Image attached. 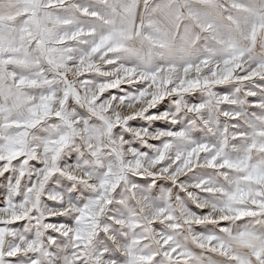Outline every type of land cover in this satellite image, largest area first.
Instances as JSON below:
<instances>
[{"label":"snow or ice","instance_id":"obj_1","mask_svg":"<svg viewBox=\"0 0 264 264\" xmlns=\"http://www.w3.org/2000/svg\"><path fill=\"white\" fill-rule=\"evenodd\" d=\"M197 89L207 97L176 101L190 119L169 121L163 97ZM129 96L151 128L113 112ZM49 121L62 127L40 137L41 160L32 140ZM116 125L131 126L117 145L161 139L133 145L149 178L102 224L101 199L50 190L71 188L57 161L76 159L81 130L102 141ZM165 173L191 183L175 203ZM120 179L102 184L118 193ZM24 262L264 264V0H0V264Z\"/></svg>","mask_w":264,"mask_h":264},{"label":"clouds","instance_id":"obj_2","mask_svg":"<svg viewBox=\"0 0 264 264\" xmlns=\"http://www.w3.org/2000/svg\"><path fill=\"white\" fill-rule=\"evenodd\" d=\"M78 79V77H76ZM129 87L135 88L136 85L134 82H127ZM151 91H156V89H150ZM199 92L201 97H207V92L203 89H197L193 92L188 93L183 97L176 96L174 93H170L167 96L163 97V100L168 104V110L171 115L168 117L169 121L179 120L181 122H187L190 119L191 114L182 106L180 110H177V100H182L183 104H191L192 101L189 99V96L196 95ZM68 110L75 111V105H67ZM149 107L147 100L143 102H137L135 99L129 96V99L124 101H116L113 105V112L120 113L122 118H141L144 119L149 128L153 126V121L146 116L145 109ZM151 107H156V105H151ZM222 108H217L216 112L221 113ZM216 119L221 126L226 122L223 121L221 115H216ZM61 125L53 124L51 121L47 122L43 127L41 132L34 134L32 143L36 147V150L39 154L41 160L47 155L40 148V137L43 134L54 135L61 130ZM116 127H121L116 125L111 130V135L106 136L103 140L99 139H89L86 132L81 130V134L76 135L71 144L65 149L66 154L71 157L73 153H76V159L71 161V163L65 161L63 164H60L57 161L58 168H67V172L63 173L65 177L69 180L71 188H67L62 185L60 182H57L51 192H61L64 194L65 203L67 199L71 197L73 192L77 193L76 201L83 199L93 200L101 199V203L104 205V210L101 217L99 218L102 224H110L111 216L117 214H123V210L130 207L135 201L136 197L133 195L132 186L136 184V177L149 178V173L146 170H139L135 167L130 166L131 162L135 160L138 155L139 150L134 149L133 145L140 143L142 147L148 146L149 151H154L156 145L152 144L153 140H160L161 138L155 136L154 133H148L144 137H137L134 133H131V139L124 141L121 144H114L113 140L120 139L131 127L125 125L121 127V131L117 132ZM197 131H203V129H197ZM177 149L172 147L168 152V159L174 160L176 156ZM152 157H145V166L146 169H151L152 172H159L158 168H153L150 161ZM68 172L72 175L68 176ZM167 173L160 176V179H163L167 182L169 186V191H171L173 196V203L179 200L180 189L177 187L179 183H185L188 185L184 191H189L191 188V183L185 181L183 178H179L178 181L173 182L168 180ZM117 176L121 177L118 181L116 189H107L106 186L102 184V181L107 177L110 179H115ZM75 177H80V180H76ZM155 181H153V184ZM164 185H161L163 188ZM83 188V191L80 189ZM107 191V198L105 197V192ZM84 192H88V197L84 196ZM110 205H115L111 207ZM45 208H49L48 205H44ZM179 214V213H178ZM11 243V241H9ZM26 264V262H24Z\"/></svg>","mask_w":264,"mask_h":264}]
</instances>
